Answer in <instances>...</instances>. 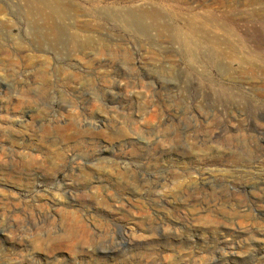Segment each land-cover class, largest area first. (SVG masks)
<instances>
[{
    "label": "rangeland",
    "instance_id": "rangeland-1",
    "mask_svg": "<svg viewBox=\"0 0 264 264\" xmlns=\"http://www.w3.org/2000/svg\"><path fill=\"white\" fill-rule=\"evenodd\" d=\"M63 1L94 32L36 36L0 0V264H264V0ZM203 10L251 64L150 26Z\"/></svg>",
    "mask_w": 264,
    "mask_h": 264
},
{
    "label": "bare ground",
    "instance_id": "bare-ground-1",
    "mask_svg": "<svg viewBox=\"0 0 264 264\" xmlns=\"http://www.w3.org/2000/svg\"><path fill=\"white\" fill-rule=\"evenodd\" d=\"M18 1L23 8V10L21 9L22 12L26 15L25 17L28 18V30L33 32L36 36H39V37L40 36H50L51 39H57V38L60 39V38H62V36L68 35V33H70L73 36H76L78 31L94 32V30H92V29H89V28L85 29L83 27H80V24L74 25L71 23L67 27H65L63 25V18L65 16H71L74 13L73 12L74 7H72V5L68 4L67 2H65L63 0H18ZM245 1H248L247 3L250 5L258 4L260 2L259 0H245ZM203 11H204L203 13H200V14H198V13L192 14L191 13V15H188L186 18H182L183 27L185 29L184 33L181 30L172 27L170 24H168L166 22H160V23L157 21L153 22L154 18L159 20V17H160V15L156 11L153 13H150L151 18H152V23L150 26L156 28L157 31L168 32L171 35V37L173 38V40L177 41L179 45L183 46L186 49L201 47V45H199V43H204V42H207L211 46L218 47L220 49L223 47L230 49L232 51H235L236 49H240V48L244 49L245 51H243V55L240 57H238L234 53H231L230 58L233 59L231 61H237L239 65L251 64L253 56H256V55H254V53H256V50L257 51L259 50V47L256 45H253V44L251 45V43H253V42L250 41L247 33H244V35L235 34V26L237 25L238 21H241L240 18L216 17V16L211 15L212 12L210 10H203ZM142 13H143L142 11H141V13H139L138 11L126 8V9L116 11V13H114V11H113L112 15L114 17H121L122 19L125 20V22H127V23L129 22L126 25L128 28H133V27H136L138 19ZM128 18L132 19V20L129 21ZM187 34H189L194 40H191L190 36H187ZM245 36H247V37H245ZM219 37H222L223 39H220ZM66 40L67 39H65V41ZM63 43H64V41H63ZM68 124H69V122H68ZM11 144H12V142H11ZM77 167H79V166H77ZM75 171H77V170H75ZM89 189H90V186H89ZM114 199H115V197H114ZM84 201H85V199H84ZM75 215H77V214H75ZM78 220H76V221H78ZM157 220H160V219H157ZM160 225H162V224H160ZM166 227H168V226H166ZM70 228H72V227H70ZM75 228H77V227H75ZM81 229H82V227H81ZM172 230H174V229H172ZM166 232H168V231H166ZM149 235H151V234H149ZM142 237H144V236H142ZM60 242H58V243H60ZM71 243H73V242H71ZM64 244H65V242H64ZM50 245H52V244H50ZM79 246H81V245H79ZM56 247H57V245H56ZM105 250H107V249H104V251ZM115 251H116V249H115ZM84 254H85V252H84ZM16 264H17V262H16Z\"/></svg>",
    "mask_w": 264,
    "mask_h": 264
}]
</instances>
